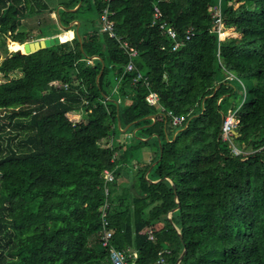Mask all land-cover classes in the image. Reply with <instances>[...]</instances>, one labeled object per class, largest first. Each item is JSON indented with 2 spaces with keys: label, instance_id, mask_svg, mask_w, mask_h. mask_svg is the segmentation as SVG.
Returning a JSON list of instances; mask_svg holds the SVG:
<instances>
[{
  "label": "trees",
  "instance_id": "trees-1",
  "mask_svg": "<svg viewBox=\"0 0 264 264\" xmlns=\"http://www.w3.org/2000/svg\"><path fill=\"white\" fill-rule=\"evenodd\" d=\"M84 1L66 0L52 19L45 0H0V111H9L0 116V264H105L104 170L115 177L107 184L111 242L135 251L133 264H150L161 250L167 264L182 253L178 264H264V148L256 151L264 146V0H220L225 29L238 34L222 41L210 32L208 7L218 0H111L115 33L137 50L131 72L99 29L105 3L92 0L98 24L90 28L78 18ZM154 5L177 33L174 51L150 26ZM74 21L77 33L63 29ZM56 23L62 31L43 33ZM69 30L71 40L30 54L6 49L7 38L19 45ZM226 72L245 87L233 138L254 151L244 160L218 139L222 104L235 92ZM149 90L186 117L180 128L146 102ZM127 126L140 128L129 141L120 135ZM149 145V161L130 170ZM124 171L125 183L117 181Z\"/></svg>",
  "mask_w": 264,
  "mask_h": 264
},
{
  "label": "built area",
  "instance_id": "built-area-1",
  "mask_svg": "<svg viewBox=\"0 0 264 264\" xmlns=\"http://www.w3.org/2000/svg\"><path fill=\"white\" fill-rule=\"evenodd\" d=\"M105 3V6L102 8L101 13L99 14V29L101 32L108 34L109 37L116 40V42L119 44V47L127 54L128 61L124 67V71L131 72L136 69L134 59L137 55L136 48L129 44L126 40H123L120 36H118L113 27V21L111 20L112 12L110 11V2L111 0H103ZM208 10L211 14V18L213 19L212 26L210 28V32L216 33L218 40L222 41L226 37H229L228 30L225 29L223 20H222V14H221V5L220 0L217 1L216 4L211 5L208 7ZM56 15L54 14V18ZM151 27H157L159 31L167 36L170 41V49L172 51L176 50L179 45L180 41L178 40V36L176 31L169 26L164 20H163V14L158 8L157 5L153 6L152 11V20L150 23ZM193 35V32L191 29H188L185 33V39L189 40L190 37ZM90 62V61H89ZM226 79L232 80L235 79L241 86V100L239 105L236 109L233 110L229 109L227 113L222 115V120L219 126L218 130V139L227 142L230 147V153L234 157H238L241 160H244L247 158V156L250 153H253V150H245L242 148H239L233 141V138L236 137V128L238 125V120L236 118V112L238 108L242 105L245 99V87L244 84L240 79H238L236 76H234L230 72H226ZM142 81V83L148 87V80L146 77L143 76L141 72L136 73L135 81ZM64 88L67 89L68 85L64 84ZM146 102L151 105L155 106L159 109L160 113L163 114L164 118L169 120L170 124L175 128H180L186 121L185 116L175 115L172 111H166L159 103L158 94L154 91L149 90L148 93L145 96ZM72 125H76L80 122V117L71 118ZM263 147L259 148L256 151H260L263 149ZM103 179L105 183L104 187V194H105V201L103 204L99 207V213H100V233H99V241L103 248L107 250V260L105 264H133V261L136 259V253L135 251L131 249L127 250H120L117 249L111 242L113 230L109 226V221L107 218V209H108V202H107V196H108V187L107 184L110 182H113L115 180L113 171L104 170L103 171ZM146 234H148L149 239H152L153 234V228H147L144 230ZM164 253H168V250H161L158 252V258L151 262L150 264H167L164 258Z\"/></svg>",
  "mask_w": 264,
  "mask_h": 264
},
{
  "label": "rangeland",
  "instance_id": "rangeland-1",
  "mask_svg": "<svg viewBox=\"0 0 264 264\" xmlns=\"http://www.w3.org/2000/svg\"><path fill=\"white\" fill-rule=\"evenodd\" d=\"M45 2L48 4V6L50 7V9H53L55 11V13L57 12V10L60 8V9H63V3L66 2V0H45ZM54 12L51 13V18L54 19ZM57 16V15H56ZM78 18L79 20L81 21L82 25H83V22L86 23V25L90 28H92L93 26H96L97 27V24H98V15L95 11V8L93 7V3H92V0H85L81 6V9H80V12L78 14ZM97 22V24H96ZM94 23L96 25H94ZM81 25V27H82ZM28 26L26 24H22L18 30L20 32H23V31H26L28 30ZM72 28L73 30L75 31L76 27L72 25ZM42 29H43V33L46 35V34H53V33H58L59 31H62V27L59 26L58 23H56L52 28H47L46 25H43L42 26ZM33 33H34V30H33ZM229 36H236L233 32H229L228 33ZM238 35V34H237ZM71 40V39H70ZM10 42V39L7 38L6 40V49L8 50V52H13V50L11 51V47L10 45H8ZM0 53H2V49L0 47ZM18 73L14 76H17ZM4 81V77L0 74V82ZM231 83L233 84V86L235 87V92L234 94L231 96V99H230V102L231 104H225L223 103V110L226 111V113L228 112L229 109H232L233 107H237L240 100H241V92H240V85L239 83L237 82V80L235 79H232L230 80ZM233 106V107H232ZM9 114V111L8 110H2L0 111V116L1 115H8ZM132 127H125L123 130H122V133L120 134L121 136H124L128 141L130 140L131 138V135L133 134V132H138L140 131V128L139 129H131ZM117 137V136H116ZM115 137V138H116ZM107 143H109V140L106 142L103 141L102 144L103 145H106ZM151 145L147 146L145 150H149V152L151 151ZM144 150V151H145ZM137 163V160L134 159L133 161H131L130 165V170H133V165ZM127 177V174H126V171L123 172V175H119L118 179L119 180H125V178Z\"/></svg>",
  "mask_w": 264,
  "mask_h": 264
},
{
  "label": "water",
  "instance_id": "water-1",
  "mask_svg": "<svg viewBox=\"0 0 264 264\" xmlns=\"http://www.w3.org/2000/svg\"><path fill=\"white\" fill-rule=\"evenodd\" d=\"M80 3L73 9H69V11H75L78 7H79ZM60 9V8H59ZM55 13L56 15H58V11ZM77 24V26L79 25L78 21H74L71 22L67 27H63V29H68L70 28L73 24ZM77 29L78 27H76L75 32L77 33ZM49 39V40H48ZM40 41V44H38L37 42ZM43 41H45V43H43ZM57 43H61V41L57 38L56 36H52V37H45V38H39V39H34V40H29V41H25L23 42V49L22 50H15V52L19 53V54H30L32 52H35L37 50L49 47L51 45L57 44ZM103 67V65H102ZM149 119H155V116H149ZM237 135V133H236ZM183 257V253L179 256V258L177 259V261L175 262V264H178L179 261L182 259Z\"/></svg>",
  "mask_w": 264,
  "mask_h": 264
},
{
  "label": "bare ground",
  "instance_id": "bare-ground-1",
  "mask_svg": "<svg viewBox=\"0 0 264 264\" xmlns=\"http://www.w3.org/2000/svg\"><path fill=\"white\" fill-rule=\"evenodd\" d=\"M56 36V35H54ZM52 37V36H51ZM57 38L63 42V41H67V40H70L73 38V32L72 31H67V32H64L60 35H57ZM49 40V39H48ZM38 44H40V41L37 42ZM43 43H45V41H43ZM10 47H11V50L15 51V50H22L23 49V44H9Z\"/></svg>",
  "mask_w": 264,
  "mask_h": 264
},
{
  "label": "crops",
  "instance_id": "crops-1",
  "mask_svg": "<svg viewBox=\"0 0 264 264\" xmlns=\"http://www.w3.org/2000/svg\"><path fill=\"white\" fill-rule=\"evenodd\" d=\"M55 13V12H54ZM56 15V14H55ZM69 31H72L73 32V36H74V31L73 30H69ZM234 33V32H233ZM236 36H238L236 33H234ZM60 35V34H59ZM78 118H79V116H78ZM145 149H139L136 153H135V155H134V157H135V159L137 160V162H139V163H141V162H147V161H149V158H150V152H149V150H145ZM117 181H119V182H124L125 183V180L123 181V180H119V179H117Z\"/></svg>",
  "mask_w": 264,
  "mask_h": 264
}]
</instances>
